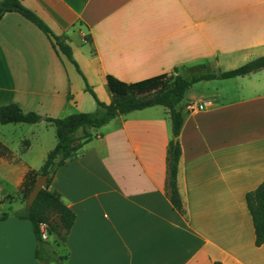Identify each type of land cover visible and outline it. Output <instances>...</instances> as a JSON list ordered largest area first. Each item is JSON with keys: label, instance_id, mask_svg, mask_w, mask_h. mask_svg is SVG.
Returning <instances> with one entry per match:
<instances>
[{"label": "crops", "instance_id": "0c3cea01", "mask_svg": "<svg viewBox=\"0 0 264 264\" xmlns=\"http://www.w3.org/2000/svg\"><path fill=\"white\" fill-rule=\"evenodd\" d=\"M21 2L65 38L78 67L19 12L1 19L0 106L15 102L42 118L0 122V203L22 202L26 174L56 146L46 117L97 108L87 87L110 103L109 75L193 79L264 55V0ZM178 107L186 110L178 173L184 212L169 197L168 109L119 115L93 129L49 187L76 214L66 240L51 242L64 264H264L246 200L264 182V69L196 82ZM36 249L29 220L0 221V264H43Z\"/></svg>", "mask_w": 264, "mask_h": 264}, {"label": "trees", "instance_id": "16d2710c", "mask_svg": "<svg viewBox=\"0 0 264 264\" xmlns=\"http://www.w3.org/2000/svg\"><path fill=\"white\" fill-rule=\"evenodd\" d=\"M7 12H19L25 18L37 25L51 40L59 55L64 54L77 65L73 58L72 47L64 37L56 35L50 26L34 11L27 8L21 0H0V21ZM78 67V65H77ZM264 69V55L257 57L240 67L221 72L219 74L203 75L188 79L182 75L161 74L137 82H125L114 76H108V85L112 92L110 103L101 101L96 93L87 87L93 94L97 108L90 112H76L64 117H46L56 132L57 144L48 153L40 170H29L23 186L17 196L24 201L29 198L38 177L48 175V182L41 190L32 205L12 213H1L0 221L11 215L29 220L34 228L37 249V259L43 264H64L66 255H59L51 241L42 236L40 225L46 223L50 236L64 242L71 231L75 220V212L69 208L62 199V195L50 190V185L58 169L68 161L81 155L85 144L94 138L93 129H98L109 123L119 115L134 110L161 105L168 109L171 121L173 139L170 142L168 154V189L169 197L175 209L184 212L183 201L178 187L179 163L182 156V147L174 138L181 134L186 116V110L178 107V102L184 97L188 88L201 80L229 79L245 76ZM42 116L35 111L25 112L18 103L11 102L0 106V122L8 123H37ZM28 144V141H26ZM247 205L251 212L256 234V245L264 244V182L246 195ZM57 242V243H58ZM213 264H223L215 261Z\"/></svg>", "mask_w": 264, "mask_h": 264}, {"label": "rangeland", "instance_id": "374dc122", "mask_svg": "<svg viewBox=\"0 0 264 264\" xmlns=\"http://www.w3.org/2000/svg\"><path fill=\"white\" fill-rule=\"evenodd\" d=\"M245 63H246V61H243V64H245ZM200 71L202 72V70H200ZM230 83L233 84L235 82H230ZM87 95H89V97L91 99H93L90 94H87ZM50 127H51L50 128L51 129L50 132H46V133L47 134L50 133V135H53L54 138L57 140L55 128L52 125ZM14 136H17V135H14ZM27 139L30 140V141H32V138H30V137L29 138H26L24 140H27ZM21 148H24L23 144H21ZM27 199L28 198H24V201H22L23 203L20 202L19 200H16V201H13V202H10V203L9 202H7V203H5V202L4 203H0V214L1 213H4V212L12 213V212H15L17 210H20V209L24 208V206L26 205L25 200H27ZM48 231H49V228H48ZM47 240L53 242L54 244H56L58 242V239L55 238L54 236H50V234H49V237H48Z\"/></svg>", "mask_w": 264, "mask_h": 264}, {"label": "water", "instance_id": "95a60500", "mask_svg": "<svg viewBox=\"0 0 264 264\" xmlns=\"http://www.w3.org/2000/svg\"><path fill=\"white\" fill-rule=\"evenodd\" d=\"M178 137L174 138V142H178ZM48 175H41L38 177V180L33 188V190L30 192L29 198L27 200L28 205H32L35 199L37 198L38 194L41 192L43 188L46 187L47 182H48Z\"/></svg>", "mask_w": 264, "mask_h": 264}, {"label": "built area", "instance_id": "2783aa9c", "mask_svg": "<svg viewBox=\"0 0 264 264\" xmlns=\"http://www.w3.org/2000/svg\"><path fill=\"white\" fill-rule=\"evenodd\" d=\"M40 228L43 238L47 240L49 237L48 225L46 223H41Z\"/></svg>", "mask_w": 264, "mask_h": 264}]
</instances>
